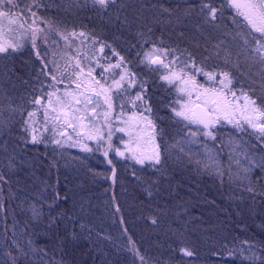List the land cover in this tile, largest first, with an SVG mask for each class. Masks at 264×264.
Segmentation results:
<instances>
[{
	"label": "rangeland",
	"instance_id": "1",
	"mask_svg": "<svg viewBox=\"0 0 264 264\" xmlns=\"http://www.w3.org/2000/svg\"><path fill=\"white\" fill-rule=\"evenodd\" d=\"M141 1L115 0V4L110 5L106 11H101L93 5L92 0H32L30 5L29 1L25 0L23 2L24 8H14L12 10L14 13L23 10L21 18L23 27L13 25L14 31L9 32L7 20L0 23V30H2L0 31V42L11 41L21 45V48L15 53L10 51L8 55L0 54V172L2 170L6 173H14V170L20 177L21 183L25 181L33 183V189L26 187L30 190L23 191V194L26 195L27 201L31 202L30 206H33L34 219L32 221L39 227H41L40 221L45 220L41 212L42 208H45V191H49V183L47 179L44 180L45 182L43 181L42 175L44 171L53 173V168L56 169L54 165H57L60 180L65 183L68 180L66 173H71L68 170L69 167L79 171L77 173L79 177L83 174V166L88 167L92 174L91 178L86 177V179L93 184V188L91 190L86 189L82 182L75 192L78 195L83 193V197L88 196L100 202L105 201L108 204L110 203L111 206V194L116 198L115 200H119V196L122 197L124 203L125 199H129L130 183L139 177L138 174L128 171L129 167L124 168L122 171L119 169L118 172L115 170V176L113 177V170H110L103 158V153L108 148L106 134L103 141L88 139L86 135L88 128H81L76 121H72L76 124L75 129L68 127L64 123L62 113H54L51 109H48V116L45 117L44 115V108L47 106V99L43 98L45 93L56 91L58 96L63 97V92L67 90L79 95L80 89L76 88L73 81L81 82L82 88L84 87V81L91 82V77L87 76L90 66L94 69L92 76L99 80L102 70L97 65H103L106 68L109 63L115 64L118 62L119 57L112 55L109 45L111 49H115L119 53V56L124 57L127 71L135 74V86L130 87L128 94L124 95L123 115H120L119 119H117V116L120 109L117 105L121 101L117 99L116 93H113L112 96L113 134L111 143L113 148H119L120 151L125 152L124 156H119L113 151L119 162L132 163L131 165L138 168L152 165L149 160H145L144 164H140L129 158L130 154L125 150L126 145L131 144L135 148L137 140H129L127 132L116 130L124 127L121 121L127 119L133 112H136L139 116L141 109L132 108L127 101L129 96L135 97V94L140 91V84H143L145 89L144 99L152 108L149 119L155 125V131L153 132L146 122H141L131 129L134 134H138L139 152L151 155L155 150H158L161 159L163 147L169 150L172 144L173 149L178 147V149L187 151L191 155L203 149L205 166L212 171L222 162L221 147L216 144L215 141H217L225 150L227 148L229 152H236L240 157V161L264 166L260 141L261 138H264V135L250 127L245 126V130L241 131L233 124H229L222 119L221 123L215 125L213 129L216 136L215 140L202 134L194 137L189 136V129H185L182 122L179 125L173 120L174 114L171 112L169 105L173 104L178 96H182V94L176 92L175 85H169L167 81L161 79L163 75L168 74V69H165L161 64L143 62L144 53L159 49L161 52L168 53V55L157 53L159 59L164 64L176 60V64L169 65V67L178 72L181 61H187L190 56L195 60L197 66H202L207 71L228 72L232 79L230 87L236 92L238 98L236 103L241 107L244 104V99L240 96L241 92L246 93L251 99L255 100L256 105L262 106L259 97L254 92L253 87L256 83L253 79L258 76L260 81L261 79L264 81V65L259 62L255 46L252 44V36L249 35L248 29L243 24V17L237 15L236 10L231 6L230 0H211L213 6L218 9L217 19L212 23H208L205 16L201 14L198 24H200L202 32L204 30L205 34L203 36L198 35V37L209 38L208 32L214 37L205 39L204 44H195L196 50L194 52L188 51L183 46L180 51L173 50L166 45L167 42L162 40L161 37L153 39V42L141 46L140 49L133 50L130 48L133 45L131 39L129 38L128 41L123 40V35L128 30L124 29L126 25L122 17L124 10L128 9L127 12H129L134 10L136 6L146 10L147 6L140 5ZM28 9H31V11H28ZM32 12H35L36 15L32 16ZM234 20L241 23L238 25L233 22ZM200 26L198 30L201 29ZM37 28L42 31L37 33V47L33 49L31 43L32 32ZM179 28L183 29L185 26L180 25ZM72 33L76 35H71ZM81 33L84 35L81 36ZM119 33H123V35ZM259 35V33L256 34L257 37ZM65 36L68 37L67 40L64 38ZM246 40L249 43L246 44ZM102 45L104 46L103 52L100 51ZM37 50L44 57L43 62L35 56ZM77 61L80 62V68L84 70V74L73 76ZM43 63L48 65L44 69V73L50 75L41 74ZM121 70L112 69L111 73L105 72L104 80L101 82H110L112 73ZM51 75H55L57 80L53 81ZM69 77H72V79H69ZM116 78L119 79V77ZM219 78L217 77V79ZM196 80L198 83L205 84V87H211L214 84L212 81L205 83L206 78L202 75H197ZM50 85H55V88L50 87ZM105 86L107 87V84ZM215 87L219 88L220 86L217 83ZM88 94L91 95V93ZM228 98L233 99L231 95ZM34 99H41V104H34ZM183 99L187 101V97H183ZM192 100L199 103V101H196L195 94H193ZM137 104H140V102L138 101ZM52 106L59 108L55 103V98H53ZM76 107L80 106L77 105ZM104 110L103 107L99 108L97 113ZM29 112H34L35 115L30 118L28 116ZM78 114H83V112ZM144 114L148 115L147 113ZM56 116H59V119H54ZM84 124L88 125L87 119ZM201 128L202 126L199 125H191L190 130L199 132ZM32 135L37 137L38 142H32ZM57 140L60 143H56ZM83 145L91 150L86 151ZM40 150L42 153H34V151L39 152ZM101 161H104L105 168L102 167ZM235 172L240 173L236 168ZM190 179L195 182H193L195 189L199 184L207 185L209 189L210 184L204 182L205 180L199 176L190 174ZM166 182L167 179L163 176L158 184L163 185ZM125 186L127 187L126 190L123 189ZM115 190L119 191V194H114ZM34 194L35 199L29 196ZM181 206L179 213L183 216L187 210L185 205ZM102 215L107 221L114 222V213L110 215L107 209H102ZM187 217L191 216L187 214ZM149 218L155 220L154 217L149 216ZM192 220L193 218L185 222L179 233L182 231V233L190 232L191 230L187 227L193 223ZM119 236L117 234V237ZM187 245L182 242V244H178V250L173 251V254L164 255V264H194L193 258L197 251L191 250ZM184 249L192 251L194 255H185ZM176 251L178 253H175ZM126 253L130 254L125 259L126 263L131 264L139 261L132 249H128ZM48 254L51 255L52 251ZM83 259L87 260L86 256ZM146 262L148 263L147 260ZM138 264L140 263L138 262Z\"/></svg>",
	"mask_w": 264,
	"mask_h": 264
},
{
	"label": "trees",
	"instance_id": "2",
	"mask_svg": "<svg viewBox=\"0 0 264 264\" xmlns=\"http://www.w3.org/2000/svg\"><path fill=\"white\" fill-rule=\"evenodd\" d=\"M24 1H16L18 9L24 8ZM27 1L30 5L32 0ZM205 2L142 0L140 5H146V10L139 6L129 12L124 10V29L128 31L119 34L125 41L131 39L133 50L161 37L173 50L180 51L183 46L194 52L195 44H204L205 39L214 37L209 32V38L198 37L205 34L198 24L200 7ZM180 25L185 28H179ZM253 80L254 92L264 106V81L258 76ZM173 120L180 125L177 119ZM260 141L264 160V138ZM215 142L222 153L217 173L205 166L203 149L194 156L178 147L173 149L172 144L169 150L163 147L160 164L138 168L119 162L107 148L108 155L105 156L106 151L102 153L110 170L114 167L118 172L129 167L128 171L139 175L130 183L129 199L124 203L122 197L115 200L111 194L112 206L75 192L82 182L86 189L93 188L86 179L92 174L88 167L83 166L80 177L79 171L69 167L71 173H66L65 183L54 165L53 173L44 171L42 175L43 181L47 179L49 183V191H45V208L41 212L45 220L40 221L41 227L32 221L33 206L23 194L30 190L26 187L33 189V183H21L14 170H1L0 264H129L125 260L130 255L126 253L128 249L134 251L140 264H164V257L178 250L182 242L197 251L194 264H264V166L240 161L236 152ZM101 165L105 168L104 161ZM190 174L208 182L209 189L200 184L195 189ZM163 176L167 182L158 184ZM116 193L119 191L115 190ZM29 196L35 199V194ZM180 204L187 210L183 216L179 213ZM102 209L110 215L114 213V222L103 218ZM187 214L193 218L187 227L191 231L179 233L185 222L192 219Z\"/></svg>",
	"mask_w": 264,
	"mask_h": 264
},
{
	"label": "snow or ice",
	"instance_id": "3",
	"mask_svg": "<svg viewBox=\"0 0 264 264\" xmlns=\"http://www.w3.org/2000/svg\"><path fill=\"white\" fill-rule=\"evenodd\" d=\"M94 6H96L101 11H106L110 5L115 4V0H92ZM231 6L236 10L237 15L243 17V24L248 29V33L252 36V44L255 46V52L259 58L261 65H264V0H230ZM18 4L15 0H0V23L7 20L9 25L8 31H14L13 25L17 27H23L21 23L23 10H18L13 12L12 10L18 9ZM7 9V10H5ZM31 11V9H28ZM218 9L213 6L211 0L202 3L200 7V12L205 16L206 22L212 23L217 19ZM32 16L36 13L32 12ZM234 23L239 25V21L234 20ZM2 31V30H0ZM42 31L41 29H34L32 32V48L36 49V36L37 33ZM259 33V37L256 34ZM71 35H76L72 33ZM81 36L84 34L81 33ZM66 40L67 36L64 37ZM47 39V37H45ZM245 43H249L247 40ZM112 55L118 56L119 60L115 64L109 63L105 68L103 65H97L101 67V77L97 80L92 76L94 69L90 66L87 72V76L91 77V82L84 81V87L82 88L81 82L73 81L76 84V88L80 89L79 95L65 90L63 92V97L58 96L56 91L45 93L44 97L47 99V106L44 108L45 117L48 116V109L52 112L62 113L64 118V123L68 127L76 128V124L72 121H76L81 128H88L86 133L88 139H96L98 141H103L105 134L107 135L108 149L114 151L119 156H124L125 152L120 151L119 148H113L111 143L113 129H112V111H113V93H116L117 99L121 101L117 105L120 112L117 116L119 119L120 115H123L124 110V95L128 94V89L135 86V74L128 72L125 66V60L123 56H119V53L115 49H111ZM219 47V45H217ZM21 48L18 43H13L11 41L0 42V54L8 55L15 53ZM104 46L102 45L100 51L103 52ZM160 55H168L167 52H161L159 49H153L148 53H144V61L149 64H161L165 69H168V74L163 75L161 79L167 81L169 85H175V90L177 93L182 94L178 96L176 101L169 105L171 112L174 114L173 119H177V122H182L185 129H189V136H197L202 134L208 138L215 140L216 136L213 131L215 125L221 123V120L227 121L229 124H233L237 129L244 131L245 126L256 130L258 133L264 135V106L256 105V101L251 99L246 93L241 92L240 96L244 99V104L241 107L236 103L238 99L236 92L231 89L232 79L228 72H215L207 71L202 66H197L194 59L190 56L187 61H181V66L179 71L172 70L169 65H175L176 60H172L169 64H164L162 60L159 59ZM46 55V53H45ZM35 56L44 61V57L41 56L39 50L35 51ZM179 59V58H177ZM48 67L47 63H43L41 68V74L50 75L44 73V69ZM112 69H122L120 72L112 73L110 82L101 81L104 80L105 72H112ZM158 70V69H157ZM84 74V70L80 68V62H76V68L73 72V76H79ZM197 75H202L207 81L214 82L213 86L205 87V84L198 83L196 80ZM116 77H119L117 79ZM217 77H220L217 79ZM53 81L57 80L55 75H51ZM72 79V77H69ZM62 82V81H61ZM219 84V88L215 87V84ZM107 84V87L105 86ZM50 87L55 88V85H50ZM140 91L135 94L132 98L129 96L127 103L131 104L132 108H140L141 112L137 116L136 112H133L131 116L127 119L121 121L124 127L116 129L119 132H127L129 140H137V146L133 148L131 144L126 145L125 150L130 154L129 158L136 160L137 163L144 164L145 160L152 162V166L161 163L160 153L155 150L151 155H145L139 152V141L138 134H134L131 129L137 126L141 122H146L148 127H150L153 132L155 131V125L152 120L149 119L152 113L151 106L144 99V85L140 84ZM88 93H91L89 95ZM195 94L196 103L192 100V96ZM231 95L233 97L230 100L228 97ZM187 97V101L183 99ZM53 98H55V103L59 108L53 107ZM140 104H137V102ZM34 104H41V99H34ZM79 105L80 107H76ZM104 108L105 110L97 113V109ZM83 112V114H78ZM147 113L148 115H145ZM35 115L34 112H29L28 116L31 118ZM54 119H59V116L54 117ZM88 120V125L84 124L85 120ZM191 125H199L202 128L199 132H192L190 130ZM32 142L36 143L37 137L32 135ZM154 139V137H153ZM60 143V141H55ZM123 142V141H121ZM86 151H90L86 145H83ZM108 152H105V156ZM111 164V161H109ZM115 176V168L113 167V177ZM119 209L117 208V211ZM155 223V221H153ZM184 254L187 256H193L194 253L187 249H184Z\"/></svg>",
	"mask_w": 264,
	"mask_h": 264
}]
</instances>
